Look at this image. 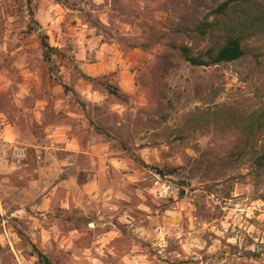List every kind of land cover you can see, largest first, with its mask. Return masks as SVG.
<instances>
[{
  "label": "clouds",
  "instance_id": "clouds-1",
  "mask_svg": "<svg viewBox=\"0 0 264 264\" xmlns=\"http://www.w3.org/2000/svg\"><path fill=\"white\" fill-rule=\"evenodd\" d=\"M178 2L0 0V264H264V33Z\"/></svg>",
  "mask_w": 264,
  "mask_h": 264
},
{
  "label": "rangeland",
  "instance_id": "rangeland-1",
  "mask_svg": "<svg viewBox=\"0 0 264 264\" xmlns=\"http://www.w3.org/2000/svg\"><path fill=\"white\" fill-rule=\"evenodd\" d=\"M198 3H204V0H198ZM229 7L224 13H213L216 16L215 21L212 23V29L219 31L222 35L227 33H235L237 31L241 34H248L249 32L264 33V4L259 0H237L231 1ZM174 10L180 13L188 14V23L193 27L200 22V9L198 5L192 8L182 7L178 2ZM216 119H226L228 121L235 122V117L232 114H226L225 116L216 117ZM260 123H264V117L258 119ZM204 121H194V123H200ZM264 127V126H263ZM247 135L252 136L253 130L248 129ZM264 169L263 166H258Z\"/></svg>",
  "mask_w": 264,
  "mask_h": 264
},
{
  "label": "trees",
  "instance_id": "trees-1",
  "mask_svg": "<svg viewBox=\"0 0 264 264\" xmlns=\"http://www.w3.org/2000/svg\"><path fill=\"white\" fill-rule=\"evenodd\" d=\"M231 1H237V0H226V2L224 4H221L220 7L216 10V12L218 13H224L226 11V9L228 8L229 6V3ZM194 27H198L199 30L201 32L207 30V29H212V24H207V23H202V22H199L197 23ZM233 33H227L225 35V37H229L231 36ZM232 44L234 45L235 42L233 41ZM186 51V50H184ZM226 53L229 54V55H237L238 54V49L236 47H233V46H230L228 49H226ZM47 55H46V59H47ZM257 124L260 125V127H263L264 126V123H260L259 121H257ZM259 165L258 166H263L264 165V157L261 158L260 161H258Z\"/></svg>",
  "mask_w": 264,
  "mask_h": 264
}]
</instances>
